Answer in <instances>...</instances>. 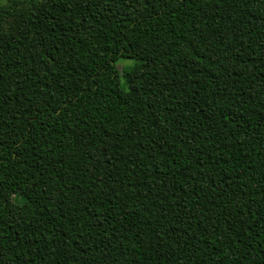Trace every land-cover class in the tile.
Segmentation results:
<instances>
[{
	"label": "trees",
	"instance_id": "16d2710c",
	"mask_svg": "<svg viewBox=\"0 0 264 264\" xmlns=\"http://www.w3.org/2000/svg\"><path fill=\"white\" fill-rule=\"evenodd\" d=\"M0 264H264V0L1 6Z\"/></svg>",
	"mask_w": 264,
	"mask_h": 264
},
{
	"label": "rangeland",
	"instance_id": "374dc122",
	"mask_svg": "<svg viewBox=\"0 0 264 264\" xmlns=\"http://www.w3.org/2000/svg\"><path fill=\"white\" fill-rule=\"evenodd\" d=\"M8 0H0V7L4 6ZM133 65V61L127 59H120L117 62V68L120 73H123L126 69L130 68Z\"/></svg>",
	"mask_w": 264,
	"mask_h": 264
}]
</instances>
